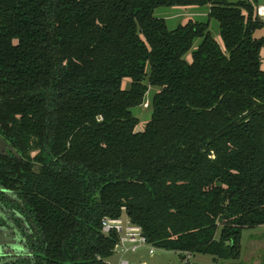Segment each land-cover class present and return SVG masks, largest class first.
<instances>
[{
    "label": "trees",
    "instance_id": "16d2710c",
    "mask_svg": "<svg viewBox=\"0 0 264 264\" xmlns=\"http://www.w3.org/2000/svg\"><path fill=\"white\" fill-rule=\"evenodd\" d=\"M258 5L0 0V136L20 156H0V184L39 232L42 264H107L118 238L101 220L123 215L184 260L239 259L242 231L264 225ZM188 6L208 21L169 30L154 16Z\"/></svg>",
    "mask_w": 264,
    "mask_h": 264
},
{
    "label": "rangeland",
    "instance_id": "374dc122",
    "mask_svg": "<svg viewBox=\"0 0 264 264\" xmlns=\"http://www.w3.org/2000/svg\"><path fill=\"white\" fill-rule=\"evenodd\" d=\"M235 3L239 0H227ZM264 0H259V5H263ZM208 6H188V7H159L154 11L156 18L164 19L169 30L177 28L179 25H185L189 20L197 22H207ZM209 31L212 37L222 46V41L219 35L218 23L214 20L209 21ZM254 38H264V26L253 33ZM201 39H196L193 42L191 51L186 54L185 59L190 61L191 52L194 51ZM261 68L264 69V45L260 51ZM131 81L124 79L122 87L127 89ZM157 91L156 88H150L143 104L140 107L132 109L133 115L139 120L137 125L138 130H143L146 123L151 117L150 98ZM37 170L38 168L35 167ZM125 218V217H124ZM241 255L237 260L221 261L213 258L210 255L196 254L187 257L186 260L181 259V255L164 251L157 248L146 247L140 249L136 253H129L125 259L130 264H264V225L254 229H244L240 240ZM152 249L153 253H149Z\"/></svg>",
    "mask_w": 264,
    "mask_h": 264
},
{
    "label": "flooded vegetation",
    "instance_id": "af4514ba",
    "mask_svg": "<svg viewBox=\"0 0 264 264\" xmlns=\"http://www.w3.org/2000/svg\"><path fill=\"white\" fill-rule=\"evenodd\" d=\"M4 141L16 154L8 151L0 152V156L12 155L19 161L18 152ZM39 247V232L24 211L18 193L0 184V264H42Z\"/></svg>",
    "mask_w": 264,
    "mask_h": 264
},
{
    "label": "built area",
    "instance_id": "2783aa9c",
    "mask_svg": "<svg viewBox=\"0 0 264 264\" xmlns=\"http://www.w3.org/2000/svg\"><path fill=\"white\" fill-rule=\"evenodd\" d=\"M256 16L260 21L264 22V4L256 7ZM101 229L104 234L115 233L118 238L113 249L114 255L118 259L116 261L109 259L107 264H130L125 259L127 254L136 253L140 249L151 247L143 236L141 227L132 224L124 215L118 218H102ZM149 253H153V250L150 249Z\"/></svg>",
    "mask_w": 264,
    "mask_h": 264
},
{
    "label": "water",
    "instance_id": "95a60500",
    "mask_svg": "<svg viewBox=\"0 0 264 264\" xmlns=\"http://www.w3.org/2000/svg\"><path fill=\"white\" fill-rule=\"evenodd\" d=\"M8 151L15 153L13 149L0 137V152L7 153ZM181 259H185V257L181 256Z\"/></svg>",
    "mask_w": 264,
    "mask_h": 264
},
{
    "label": "crops",
    "instance_id": "0c3cea01",
    "mask_svg": "<svg viewBox=\"0 0 264 264\" xmlns=\"http://www.w3.org/2000/svg\"><path fill=\"white\" fill-rule=\"evenodd\" d=\"M117 259H118V257L115 255L112 258H110V260H112V261H116Z\"/></svg>",
    "mask_w": 264,
    "mask_h": 264
}]
</instances>
